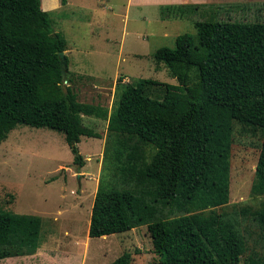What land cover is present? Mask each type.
I'll use <instances>...</instances> for the list:
<instances>
[{"label":"trees","instance_id":"1","mask_svg":"<svg viewBox=\"0 0 264 264\" xmlns=\"http://www.w3.org/2000/svg\"><path fill=\"white\" fill-rule=\"evenodd\" d=\"M193 9L166 5L161 13L177 17ZM53 22L41 0H0V144L18 125L47 127L65 135L83 166L82 135L102 137L83 115L108 119V142L116 135L119 144L118 178L99 186L89 236L146 224L160 264H264V255L243 260L237 218L217 210L230 201L233 123L264 132V21H196L195 34H180L174 47L154 52L179 83L129 82L111 113L80 101L65 84L59 53L68 41ZM66 62L71 83L68 55ZM252 192L264 194V140ZM242 210L255 216L264 238V204ZM42 223L39 215L0 208V260L34 254ZM112 264H132V253Z\"/></svg>","mask_w":264,"mask_h":264},{"label":"rangeland","instance_id":"2","mask_svg":"<svg viewBox=\"0 0 264 264\" xmlns=\"http://www.w3.org/2000/svg\"><path fill=\"white\" fill-rule=\"evenodd\" d=\"M237 1V0H234ZM124 0H99L96 10L52 15L54 27L68 40L70 84L82 102L115 108L124 86L139 78L177 84L154 52L174 47L178 35L196 33L198 20L264 21V0H243L237 6L209 4L183 16L163 18L160 10L133 6ZM109 6H111L110 9ZM147 12L146 18L143 17ZM68 17L65 23L62 18ZM193 69L191 81L197 79ZM85 124L102 137L82 135L79 149L84 165L62 132L47 127L18 125L0 144V208L42 217V240L34 254L5 257L0 264H112L125 251L132 264H160L146 224L107 236H89V225L100 185L116 181L117 144L110 143L108 119L84 114ZM264 132L237 121L233 123L230 201L218 211L232 213L246 240L245 261L264 255L262 230L252 211L264 204V194H254L256 165ZM119 181V180H118Z\"/></svg>","mask_w":264,"mask_h":264},{"label":"crops","instance_id":"3","mask_svg":"<svg viewBox=\"0 0 264 264\" xmlns=\"http://www.w3.org/2000/svg\"><path fill=\"white\" fill-rule=\"evenodd\" d=\"M99 0H41V7L43 10L50 12L51 16L57 12H67L68 10L76 11V8L86 9V10H96L98 7ZM126 1L125 7L126 12L129 13L130 9L133 6L140 7L142 10H149V8H158L161 12L162 7L166 5H175V4H183V5H194L200 7H206L209 4L215 3H224L225 5H236L242 3L243 0H124ZM247 1V0H246ZM110 9L111 6H109ZM147 12L144 13L143 17L146 18ZM162 14V13H161ZM53 18V17H52ZM54 23H56L55 18H53ZM62 20L66 22L68 17L63 16ZM54 26V25H53ZM55 31L59 32L55 27ZM68 41V40H67ZM68 54V45L67 50L65 51Z\"/></svg>","mask_w":264,"mask_h":264},{"label":"water","instance_id":"4","mask_svg":"<svg viewBox=\"0 0 264 264\" xmlns=\"http://www.w3.org/2000/svg\"><path fill=\"white\" fill-rule=\"evenodd\" d=\"M60 59H61V66L63 68V78L65 79V82H67L66 78H67V62H66V52L65 51H61L59 53Z\"/></svg>","mask_w":264,"mask_h":264}]
</instances>
